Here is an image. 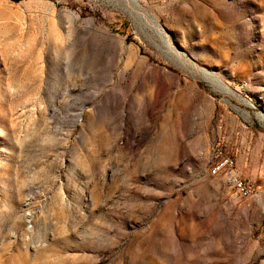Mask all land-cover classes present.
<instances>
[{
    "label": "rangeland",
    "instance_id": "374dc122",
    "mask_svg": "<svg viewBox=\"0 0 264 264\" xmlns=\"http://www.w3.org/2000/svg\"><path fill=\"white\" fill-rule=\"evenodd\" d=\"M0 264H264V0H0Z\"/></svg>",
    "mask_w": 264,
    "mask_h": 264
},
{
    "label": "built area",
    "instance_id": "2783aa9c",
    "mask_svg": "<svg viewBox=\"0 0 264 264\" xmlns=\"http://www.w3.org/2000/svg\"><path fill=\"white\" fill-rule=\"evenodd\" d=\"M213 154L215 158L211 160L209 167V173L211 175L225 173L228 182L233 186L237 193L243 197L255 194L254 186L238 176L234 160L224 153L219 145L214 146Z\"/></svg>",
    "mask_w": 264,
    "mask_h": 264
}]
</instances>
